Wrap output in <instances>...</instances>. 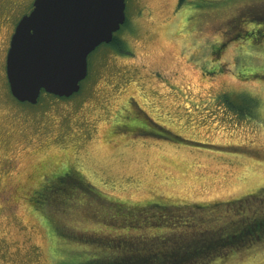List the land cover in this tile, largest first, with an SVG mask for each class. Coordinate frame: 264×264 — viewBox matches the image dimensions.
<instances>
[{"label":"rangeland","instance_id":"374dc122","mask_svg":"<svg viewBox=\"0 0 264 264\" xmlns=\"http://www.w3.org/2000/svg\"><path fill=\"white\" fill-rule=\"evenodd\" d=\"M180 1L127 0L78 89L33 112L0 80V264H99L189 214L218 231L211 204L264 186V0ZM209 264H264V243Z\"/></svg>","mask_w":264,"mask_h":264},{"label":"water","instance_id":"95a60500","mask_svg":"<svg viewBox=\"0 0 264 264\" xmlns=\"http://www.w3.org/2000/svg\"><path fill=\"white\" fill-rule=\"evenodd\" d=\"M124 9V0H33L15 25L6 54L11 94L33 103L41 89L65 96L76 91L88 53L112 38Z\"/></svg>","mask_w":264,"mask_h":264},{"label":"trees","instance_id":"16d2710c","mask_svg":"<svg viewBox=\"0 0 264 264\" xmlns=\"http://www.w3.org/2000/svg\"><path fill=\"white\" fill-rule=\"evenodd\" d=\"M126 108L123 107L124 110ZM125 113L133 121L132 114ZM174 137L182 140L177 134L170 138ZM68 174H57L58 177L54 179L67 180ZM185 205L198 208V216L208 206L207 203ZM211 205L213 210L224 212L218 231L191 227L197 224V219L195 214H189L182 219L178 228L168 230L165 235L161 234L155 242L145 236L115 241L112 247H115V251L117 249L116 253L105 257L99 264H209L215 259H226L231 252L264 243V186L243 197L217 201Z\"/></svg>","mask_w":264,"mask_h":264},{"label":"flooded vegetation","instance_id":"af4514ba","mask_svg":"<svg viewBox=\"0 0 264 264\" xmlns=\"http://www.w3.org/2000/svg\"><path fill=\"white\" fill-rule=\"evenodd\" d=\"M3 1L4 0H0V80H1L3 87H4V93L5 94L6 93L11 94L10 89H9L7 74H6V54L8 51L11 35L14 31V28H15L17 21L19 20V18L23 14L30 11V9L32 8V5H33V0H27L26 2L25 1L22 2V4L17 8L16 13L12 16L11 19L7 16L6 13H4V4L5 3ZM124 1H125V8H126L127 0H124ZM177 2H181V1L177 0ZM124 12H125V9H124ZM124 20H125V18H124ZM115 39L116 38H114V36L112 35V38L109 41L112 43ZM221 44H223V42ZM49 96H54V97H51L53 99H61V97H63V95L53 94V93H50V92H47V91L41 89L35 102L32 103V102L24 100V101L29 103L30 109H29V111H22V112H24V113L33 112L34 111V104H36L40 101V97H45L47 99V101H49L48 100ZM64 97H67V96H64ZM127 101L135 104L139 108L137 101L133 97H130V99ZM44 103H46V102H44ZM146 117L149 118L148 115H146ZM127 118H128L127 119L128 122L123 121V122L117 123L118 125H121L123 130H128L131 127V123H129V122H132V121L130 120V118L128 116H127ZM60 173H63V174L64 173L65 174L70 173L68 175H71V177H73V179L63 180V179H54L52 177V179H51L52 183H54L56 185H66V183L68 181L69 185H75V182H78V183L81 182L80 180H78V178H75V177H77V175L75 173H73V175L71 174L70 170L65 169L59 173H55V177H58V175H60Z\"/></svg>","mask_w":264,"mask_h":264},{"label":"snow or ice","instance_id":"6c2138e0","mask_svg":"<svg viewBox=\"0 0 264 264\" xmlns=\"http://www.w3.org/2000/svg\"><path fill=\"white\" fill-rule=\"evenodd\" d=\"M20 71L22 75H27L29 72V70H25V69H21Z\"/></svg>","mask_w":264,"mask_h":264}]
</instances>
